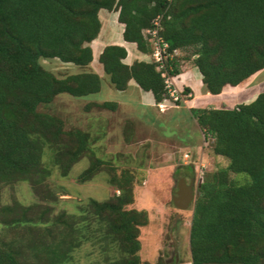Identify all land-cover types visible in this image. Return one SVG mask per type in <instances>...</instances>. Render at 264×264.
Returning <instances> with one entry per match:
<instances>
[{
  "label": "trees",
  "instance_id": "trees-1",
  "mask_svg": "<svg viewBox=\"0 0 264 264\" xmlns=\"http://www.w3.org/2000/svg\"><path fill=\"white\" fill-rule=\"evenodd\" d=\"M101 9L117 12L123 40L148 57L128 64L126 47L103 46L97 60L116 90L134 80L157 103L168 99L147 33L157 16L168 50L179 51L166 67L175 78L180 53H188L184 59L191 58L214 95L264 69V0H0V190L24 181L38 197H54L47 183L54 168L65 177L87 156L89 164L76 180L84 183L106 170L119 191L104 200L89 198L76 215L53 214L38 201L0 206V224L25 240L26 248L0 239V264H63L89 240L111 252L100 264H166L161 255L155 262L140 256L141 227L149 214L129 206L135 188L131 171L118 172L97 155L90 129L67 128L61 115L42 108L62 93L83 98L101 90L102 77L90 67ZM43 60L78 69H55ZM253 93L232 107L190 108L204 141L228 161L198 184L189 230L191 264H264V91L244 88L241 96ZM85 108L115 110L117 103L91 100ZM133 126L125 122L128 141ZM231 173L246 176L235 179Z\"/></svg>",
  "mask_w": 264,
  "mask_h": 264
},
{
  "label": "rangeland",
  "instance_id": "rangeland-1",
  "mask_svg": "<svg viewBox=\"0 0 264 264\" xmlns=\"http://www.w3.org/2000/svg\"><path fill=\"white\" fill-rule=\"evenodd\" d=\"M187 54L180 53L181 63H192L191 58L184 60ZM43 63L55 69H63L56 60H43ZM103 76L102 88L99 92L83 98H74L62 93L56 97L54 102L42 108L61 115L67 128L90 129L92 135L95 136L93 148L97 155L110 160L118 172L128 169L134 175V202L129 206L138 209L145 208L149 214V223L141 227L142 245L139 252L141 258L155 262L161 255L166 264H191L189 230L194 202L192 201L187 209L182 210L176 207L172 195L179 183L190 177L195 178V194H197V187L203 176L226 166L228 161L213 152L211 143L205 142L203 135L201 142L199 141L200 150L195 152V148L192 147L183 149L186 146L183 143L186 144L189 139H195L194 135L186 134L187 129L195 131L192 121L189 119L182 120L183 125L175 122L178 121L177 118L170 119L167 123L156 121L153 133L147 131V133L141 132L132 136L129 134L128 137L132 138L128 141L123 132L125 122L120 123L119 117L111 116L113 114L107 109L86 110L85 108L86 100L101 101L121 98L118 91L110 87L108 76L105 73ZM244 88L246 92L264 91V70L238 87L226 88L223 94L216 96L211 103L206 101L197 103H207L210 107L220 106V104H216V100L221 98L226 100L222 104L223 106L232 107L243 100L248 101L254 97L256 92L249 94L244 99L240 98L238 92L241 93ZM191 98H193V94ZM189 104L192 105L195 102H182L178 106L184 111ZM158 109L160 110L159 107ZM118 113L123 116L121 111ZM88 164L87 156L81 158L65 177L59 174L57 168H54L52 175L47 180L48 185L55 193L54 197L45 193L38 197L31 189L30 184L24 181L4 185L0 190V206L11 204L14 201L24 205L38 201L42 205L51 206L53 214L64 210L76 215L79 214L80 207L89 198L104 200L119 192L114 185L109 183L110 174L106 170L95 175L90 181L79 183L76 178ZM242 175L231 173L230 176L235 179H243ZM3 238L14 239L16 246L26 249L22 245L25 240L17 234L5 230L0 224V239ZM107 253L111 252L103 253L98 243L91 240L84 241L73 250L72 258L63 264H100ZM26 257L28 258V255ZM29 258L31 257L29 256Z\"/></svg>",
  "mask_w": 264,
  "mask_h": 264
},
{
  "label": "crops",
  "instance_id": "crops-1",
  "mask_svg": "<svg viewBox=\"0 0 264 264\" xmlns=\"http://www.w3.org/2000/svg\"><path fill=\"white\" fill-rule=\"evenodd\" d=\"M99 16L102 22V26L98 37L91 42L94 59L91 62L90 67L102 77V81H103L104 71L102 65L97 60V55L99 54V52L101 51L104 45L113 43V44H120L126 47L128 53L124 61L128 64H131L134 60L146 59L148 57L137 49L135 43L127 42L123 40L122 38L123 24L117 20L116 11H108L105 9H101L99 12ZM184 60L186 61V59ZM179 63H180L179 64L180 72L176 77L177 84L178 86H181L184 89L187 88L189 91L190 98L187 99L186 103L190 101L191 103L195 102V104L192 105L189 104L188 108L183 111L180 106L168 104L169 102L166 101L165 108L167 109L160 111L158 109V104L161 102L157 103L155 101L153 94L150 91L142 90L134 80H130L127 89L123 91L117 90L121 98L116 100H109V101H115L117 103V108L115 110H109V111H111V113L113 114L111 116L114 117L116 116L121 119V121H119L120 123H122L123 121L124 122L132 121L134 125L133 134H139L141 132L147 133V131L153 133L155 130V125L157 123L156 121H162L163 123H167L170 119L172 120L173 118H177L178 121L175 122L183 125L182 120L187 121V119H189L190 121H192L195 131H189V129H187L186 134H192V136L194 135L195 139L194 138H193L194 140L189 139L186 144L183 143L184 145H186L184 146L183 149L192 147L195 148L194 150L196 152L197 150L201 149V146L199 145V141L201 142L202 140L203 132L200 129L199 125L197 124L196 120L192 117L190 108L195 106H209L207 103L201 104L197 102L206 101L211 103L212 101L215 100L216 96H221L228 87H226L220 94L217 95L211 94L209 91H207L204 83L202 82V75L194 64L192 63L187 64L186 62L181 63V61ZM61 68L71 69L73 71L78 69L77 66L69 63L62 64ZM110 87L113 88L111 85ZM192 94H193V98H191ZM238 96L244 99V97L241 96L240 92H238ZM89 101L86 100V102ZM94 101H98V100H94ZM216 101H215L216 104L218 103L222 105L226 100L219 98V100ZM120 111L123 113V116H121L118 113Z\"/></svg>",
  "mask_w": 264,
  "mask_h": 264
},
{
  "label": "built area",
  "instance_id": "built-area-1",
  "mask_svg": "<svg viewBox=\"0 0 264 264\" xmlns=\"http://www.w3.org/2000/svg\"><path fill=\"white\" fill-rule=\"evenodd\" d=\"M160 28V16H157L153 20V27L147 29V33L151 34L153 44L152 60L156 63L157 69L163 71L162 75L165 77V88L168 93V99L158 104L160 110H164L166 101L173 105H178L182 102L185 103L188 99L187 97H190V94L183 93L176 82V78L167 73L166 67L168 59H172L175 55H178L179 51L178 49H174L171 52L168 50L167 42L159 35Z\"/></svg>",
  "mask_w": 264,
  "mask_h": 264
},
{
  "label": "water",
  "instance_id": "water-1",
  "mask_svg": "<svg viewBox=\"0 0 264 264\" xmlns=\"http://www.w3.org/2000/svg\"><path fill=\"white\" fill-rule=\"evenodd\" d=\"M195 199V178H185L184 181L180 182L175 188L172 195V200L176 207L179 209H187L191 202Z\"/></svg>",
  "mask_w": 264,
  "mask_h": 264
}]
</instances>
